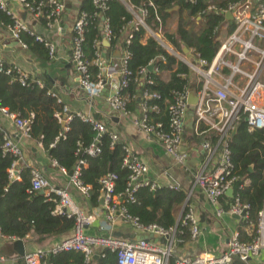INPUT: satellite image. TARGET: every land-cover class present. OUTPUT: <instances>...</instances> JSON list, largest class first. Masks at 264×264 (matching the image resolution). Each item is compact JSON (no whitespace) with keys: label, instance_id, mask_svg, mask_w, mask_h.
I'll list each match as a JSON object with an SVG mask.
<instances>
[{"label":"built area","instance_id":"1","mask_svg":"<svg viewBox=\"0 0 264 264\" xmlns=\"http://www.w3.org/2000/svg\"><path fill=\"white\" fill-rule=\"evenodd\" d=\"M16 4L26 12L33 20L41 21L46 29L58 28L61 30L64 17L68 10V0H14ZM112 0H90L93 12L78 10L74 22L71 26V41L69 51V63L76 74L77 82L92 98L99 96L106 88L110 91L106 97L108 108L119 116H126L131 113L128 109L129 99L120 93L131 82L132 72L127 67L130 52L127 46L130 44L135 31L140 28L144 30L143 41L153 38L158 45L168 54L174 56L178 61L184 63L193 74H196L198 88L196 92V102L189 103L188 96L190 90L185 86L182 91L173 92V100L167 105L169 115L168 129L164 130L163 123L152 122L148 112H159L157 104H149V100L160 99L157 92L146 88L138 93V116L133 119V123L147 137H153L160 142L165 152L171 156L173 161L182 169L187 170L188 153L183 147L184 135L186 131V121L188 112L193 116L192 132L196 136L202 137L201 149L208 154L215 155L213 168L207 169V164L197 170L194 176V185H198L203 195L216 208L217 216L224 212L219 206L218 199L232 188L233 183L238 179L233 174L234 164L231 158L230 142L232 131L237 129V125L243 120L246 122L249 131L264 129V0H240L230 2L226 7L218 8L214 4L207 7V11L230 13L232 17L233 30L222 40L217 48L212 61L208 63L202 59L195 48L187 47L193 58L184 57L182 52L175 50L168 41L167 25L164 24L153 0H142L135 4L132 0H119L126 10L132 15L123 27L120 41L119 68L117 79L114 78L113 60L115 58L106 57V49L103 40L110 44L112 32L108 19L104 17ZM217 7V8H216ZM151 9V10H150ZM0 10L9 18L8 23H3L11 36L18 42L20 47L27 45L21 38L22 33L35 36V39L44 43L48 48L50 58H55L56 47L53 41L36 35L29 27L26 20H23L19 13L11 10L6 0H0ZM152 13V24L147 23V19ZM100 20L101 40L94 42L96 46L95 55L92 60H87L82 44L85 38L86 26L90 19ZM103 18V19H102ZM122 43V44H121ZM164 60V56H159ZM10 65V66H9ZM152 65L151 71L148 66ZM90 66L97 68L96 78H92ZM0 71L8 75L16 74V78L22 84H27L28 74L13 64L0 59ZM156 72L158 68L151 61L146 67L138 70L141 84H151L152 81L146 78L149 72ZM133 80L138 81L135 77ZM39 87H43V82L39 79L33 80ZM48 96H54L47 91ZM55 100V99H54ZM57 103V102H56ZM0 112L8 117L18 131L19 138L28 139L33 137V123L35 115L19 112H10L0 106ZM65 113V116H62ZM54 118L59 122L60 129L55 132L53 141L47 143L43 140V135L38 136V142L42 147L48 149L54 146L57 139L65 137V132L69 129V122L72 117L78 116L84 121L93 124L97 134L94 141L88 146L81 147V152L95 156L101 153L100 137L108 134L110 145L120 143L118 134L110 131L106 124L89 115L80 112H71L63 107L53 113ZM3 137V151L14 156L8 176L11 180H19L23 165L24 155L18 141L0 128ZM124 156L122 158L123 167L129 170L128 180L123 192V196L114 193L117 175L114 172H107L98 179L100 185V199L102 201L101 211L103 218L113 223L120 218L125 223L142 231L144 234H151L162 239L163 244L154 243L146 238L132 239L113 234L89 235L83 232L85 226L96 221L97 211H84L69 193V188L74 189L84 197L89 196L91 186L84 184L81 180L82 168L87 162L84 158H78L72 170V174L51 159V163L59 171L68 177L67 185L56 187L46 178L38 168H30V190L37 192L42 190L47 201L54 203L53 214L65 215L75 219L74 227L67 238L59 240L53 244L39 246L32 252L24 253L23 264H46V259L50 254H58L63 251L81 252L84 257L83 264H90L97 255L98 258L105 257L104 249L115 253L114 264H168V260L173 255L174 247L178 242V223L168 227L157 222H142L137 216L127 212L121 204L123 199L134 201V192L140 186H149L155 190L161 186L156 181L148 178L149 167L127 145L123 144ZM174 189H179V184H170ZM191 194L186 195L183 203L180 220L183 225L189 226L191 239L201 235L200 218L195 208L189 202ZM234 196V190L233 195ZM248 205L241 203L238 196L234 197L230 204L229 212L235 216L243 213L242 219L247 217ZM259 222L256 229V236L251 241H241L237 231L232 232L226 248L223 252L214 254L198 255L195 257H183L176 260V264H232L234 256H238L243 264H249L253 256H257L264 248V209L259 213ZM0 238H7L1 234ZM10 239V238H8ZM15 241L17 238H11ZM4 260L0 257V261ZM77 264V263H71ZM108 264V263H105Z\"/></svg>","mask_w":264,"mask_h":264},{"label":"trees","instance_id":"2","mask_svg":"<svg viewBox=\"0 0 264 264\" xmlns=\"http://www.w3.org/2000/svg\"><path fill=\"white\" fill-rule=\"evenodd\" d=\"M139 4L142 0H132ZM164 24L174 12L178 18L177 27L174 33H167L166 37L175 47L180 50L182 46L195 48L199 56L210 63L216 54L220 42L217 40L221 24H226L227 34L233 30V24L227 23L222 13L207 11L210 4L218 8H223L230 2L240 0H153ZM175 11L169 12L173 8ZM79 10L88 13L93 12L90 0H81ZM151 10V9H150ZM152 13L147 19L148 24H152ZM104 17L108 19V24L112 32L110 48H106L107 56L120 44L123 27L131 19L132 15L126 10L119 0H112ZM197 17H200L197 20ZM100 20L90 19L86 26L85 38L82 44L85 58L92 60L96 46L95 41L102 38L100 32ZM10 18L0 10V22L8 23ZM144 30L140 28L135 31L127 49L130 58L127 67L132 72V80L129 85L120 91L126 96L128 109L135 111L138 102L137 94L146 88L160 94V99L149 100V104H157L159 112H148L152 122H162L164 130L168 129L169 115L167 105L173 100L174 91H182L189 84L188 78H183L179 74L189 73L188 67L178 61L174 56L168 54L153 38L143 43ZM21 38L27 48L44 60L50 58L49 50L43 42L35 39V36L22 33ZM122 44V43H121ZM163 55L164 60L159 56ZM151 61L158 68L156 72H149L145 76L152 81L151 84L140 85L141 79L138 70L146 67ZM10 66V65H9ZM174 71L171 76L164 80L162 73L166 70ZM92 78H96L97 68L90 66ZM29 76V75H28ZM135 77L138 81L133 80ZM29 76L27 84H22L16 78V74L11 75L0 71V106L10 112L24 113L26 103L33 102L38 96H48L49 81L39 87ZM60 127V124H59ZM44 141H51L55 135ZM65 137L56 140L54 146L48 148L49 157L56 160L59 165L70 171L77 159H86V166L82 168L81 180L84 184L90 185V203L98 205L100 185L98 179L107 172H114L117 175L114 193L121 194L128 180L129 170L122 165L124 156L123 144L116 143L110 145L108 134L100 137L101 153L91 156L81 152V147L88 146L94 141L96 130L88 121L82 120L78 116L72 117L69 122V129L64 133ZM53 141V140H52ZM3 137L0 133V231L4 237L23 239L26 235L32 234L39 242L54 237H59L71 233L75 219L65 215L53 214L54 203L47 201L44 195L30 190V167H23L19 180H11L8 176L14 156L3 151ZM231 158L234 164L233 174L238 176L233 183L234 196L223 195L218 199L223 211H227L234 197L238 196L241 203L248 205L247 217L241 220L238 227L239 239L241 241H251L256 236V229L259 222V212L264 209V129L248 130L246 122L243 120L237 125L236 132L230 142ZM252 166V171L249 170ZM186 199V192L182 188L174 189L169 185L157 187L155 190L149 186H140L134 192V201L123 199L122 205L127 212L137 216L142 222H157L165 227L176 224L175 208L181 206ZM177 228L181 234L178 238L181 242L190 240L189 226L183 225L179 220ZM180 242V243H181ZM105 257L93 260L90 264H114L115 253L104 249ZM46 264H83L84 257L81 252L63 251L58 254H50L46 259ZM177 258L170 256L169 264H176ZM18 264H23V258L18 257ZM232 264H243L233 261Z\"/></svg>","mask_w":264,"mask_h":264},{"label":"crops","instance_id":"3","mask_svg":"<svg viewBox=\"0 0 264 264\" xmlns=\"http://www.w3.org/2000/svg\"><path fill=\"white\" fill-rule=\"evenodd\" d=\"M80 2L81 0H68V10L61 25V30L58 28L46 29L41 21H33L32 18V20L26 19L29 27L36 35L42 36L55 43V58H48V60L41 59L27 47H20L4 24L0 22V59L22 69L29 76L41 80L43 84L49 81L48 91L52 92L55 96L40 95L36 97L33 102L26 103L24 106V113L26 115L30 112H33L35 115L32 138L25 140L19 138L18 131L14 127L13 122L1 112L0 128L20 144L24 155L23 165L25 167L38 168L53 186L63 187L67 185L68 177L62 174L59 169L51 163V158L47 152L48 149L40 145L38 136L41 135L42 132L43 140L47 141L53 135L54 131L60 129L59 122L54 118L53 113L57 110H61L63 107L66 108L67 114L71 112H80L103 122L110 131H114L118 134L121 143L127 144L133 152L147 163L149 167L147 176L150 180L156 181L161 186L179 184L180 188L185 190L186 195L191 194L189 202L194 206L199 218L203 215L202 220L200 218L201 235L195 239L190 238V240L181 243L178 242L174 247L173 255L179 259L205 254L217 255L223 252L231 233L238 230L242 218H236L235 215L229 212V209L224 211L221 216H217L216 208L203 195L199 186L194 185V176L197 170L201 169L206 164L207 169L213 168L215 164V155L211 156L207 151L201 149L202 137L196 136L192 132L193 116L191 115V111H189L187 115L186 131L184 135L183 147L188 153L187 170H184L165 152L159 141L153 137H147L134 125L133 119L138 116V105L134 112L131 111L130 114L124 117L119 116L108 108L106 102V97L110 88L106 87L99 96L90 98L77 82L76 74L69 63V51L71 26L79 10ZM6 3L11 10H15L18 13L24 11L14 0H6ZM172 10L175 11L176 9L173 8L169 10V12ZM172 14L176 15L174 12ZM171 16L167 21H169ZM199 19L200 17H197V20ZM224 19L227 23H232V19H227L225 15ZM177 20L178 18L175 21V29L170 32L171 34L176 31ZM227 35L226 24H221L217 40L220 42ZM142 42L145 43L143 40ZM110 47L111 46L105 47V49ZM119 47L120 44L112 50L110 56L105 54L106 57L114 58L113 51L117 49L120 53ZM175 50L177 52L179 51L177 49ZM180 51L184 57L193 58L186 46H182ZM113 63L114 78L117 79L116 72L119 68V59L115 58ZM174 69L175 66L172 67V70L164 71L162 73V78L167 80ZM188 72L189 73H181L179 75L189 79L187 88L196 96L195 91L198 88L197 77L191 70ZM65 115L66 114L63 113L62 116ZM69 193L84 211L98 212L99 217L96 218V221L84 227L83 232L85 234H113L132 239L146 238L154 243L163 244L164 241L162 239L151 234H144L142 231L125 223L120 218L116 219L111 224L107 222L103 218L104 213L101 211L102 201L100 199V194L98 196V205H92L89 200L90 194L87 198L72 188H69ZM219 206L221 207L220 203ZM182 208L183 204L175 208V214L177 216L176 223H178L181 218ZM69 235L70 233L50 238L45 242H39L35 236L29 234L23 239L18 240L23 241L24 253H28L34 251L39 246L53 244L67 238ZM15 241L8 238H0V257L4 258V260L0 261V264H18V257L20 255L15 250ZM250 261L252 264H264V248L260 250L257 256H253ZM236 262L242 263L241 261Z\"/></svg>","mask_w":264,"mask_h":264},{"label":"water","instance_id":"4","mask_svg":"<svg viewBox=\"0 0 264 264\" xmlns=\"http://www.w3.org/2000/svg\"><path fill=\"white\" fill-rule=\"evenodd\" d=\"M175 9H177V7H176ZM19 15H20V17H21L23 20H26L27 18H28V19H31V16H29L28 14H26L25 11H21V12L19 13ZM225 17H226L227 19H232L230 13H226V14H225ZM102 19H103V18H102ZM31 20H32V19H31ZM33 21H34V20H33ZM103 46H105V47H109L110 44H109V42H108L107 40H103ZM185 50H186V49H185ZM185 50H184V51H185ZM185 52H186V51H185ZM113 57H114V58H119V57H120V53H119V51H118L117 49L113 51ZM151 69H152V65H149V66H148V70L151 71ZM104 90H105V89H104ZM138 101H139V99H137V102H138ZM188 101H189V103H191V104H194V103L196 102V96H195V94H194L193 92H190V93H189ZM235 132H236V130H233V131H232V134H231L232 137L234 136ZM249 170L252 171V166H250ZM71 174H72V170L69 172V175H71ZM39 193H40V194H43V191L40 190ZM226 195L229 196V197H232V195H233V189L230 188V189L226 192ZM242 216H243V213H242L240 216H235V217H236V218H241ZM200 218H201V220H202L203 215L200 216ZM14 247H15L16 252H17L20 256H23V255H24V245H23V241H22V240H17V241H15V242H14ZM94 258L97 259V255H95ZM233 259L236 260V261H240L239 258H238V256H234ZM250 260H251V259H250ZM250 260H249V262H250V264H252Z\"/></svg>","mask_w":264,"mask_h":264},{"label":"rangeland","instance_id":"5","mask_svg":"<svg viewBox=\"0 0 264 264\" xmlns=\"http://www.w3.org/2000/svg\"><path fill=\"white\" fill-rule=\"evenodd\" d=\"M177 19V16L172 14L171 18L169 19V21H167V32H172L175 29V21Z\"/></svg>","mask_w":264,"mask_h":264}]
</instances>
